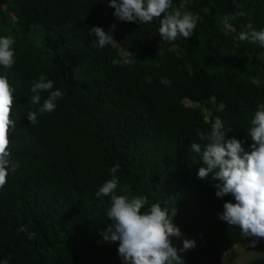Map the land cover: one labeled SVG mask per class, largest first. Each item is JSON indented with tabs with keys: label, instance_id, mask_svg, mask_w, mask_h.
<instances>
[{
	"label": "trees",
	"instance_id": "trees-1",
	"mask_svg": "<svg viewBox=\"0 0 264 264\" xmlns=\"http://www.w3.org/2000/svg\"><path fill=\"white\" fill-rule=\"evenodd\" d=\"M109 2L0 0V36L15 37L16 63L7 72L16 97L9 151L19 164L0 189V261L123 264L119 241L103 238L110 197L95 195L119 164L116 194L127 186L147 198L145 210L159 203L176 212L182 237L174 245L195 241L180 253L185 264H237L235 247L254 258L245 264H264V239L249 247L252 238L219 219L234 198L215 195L211 174L197 177L206 166L191 151V143H205L196 130L210 131L216 117L232 130L226 140L250 151L251 120L264 103V46L238 36L249 23L264 29V0H173L201 18L190 39L174 42L160 38L159 19L119 21ZM92 27L111 31L116 44L94 46ZM41 74L65 95L31 125L27 113L40 105L29 102L30 88ZM40 95L42 104L49 93ZM21 225L27 232L18 233Z\"/></svg>",
	"mask_w": 264,
	"mask_h": 264
},
{
	"label": "clouds",
	"instance_id": "clouds-1",
	"mask_svg": "<svg viewBox=\"0 0 264 264\" xmlns=\"http://www.w3.org/2000/svg\"><path fill=\"white\" fill-rule=\"evenodd\" d=\"M108 7L114 9L113 15L123 22H141L150 24L159 19V36L163 41L174 42L178 37L190 39L198 21V14L185 10V4L173 6V0H110ZM113 28L115 25L112 26ZM248 31H241L240 41H251L264 46V29L255 30L252 24H247ZM94 34L96 40L93 45L103 49L114 45V37L101 27H92L89 35ZM15 37L0 36V189L4 188L10 172H15L19 164L10 159V133L16 127L12 119V109L16 99L15 89L9 81L7 72L14 64L15 51L13 45ZM130 56H132L129 53ZM126 59L123 64H131ZM114 66H120L121 61L114 59ZM146 82L151 84L150 77ZM160 83L168 86L171 81L161 78ZM54 81L41 74L33 82L30 103L40 105L37 110H29L27 119L31 125L38 123L37 114L53 112L65 93L60 89L53 90ZM49 95L41 104V93ZM221 118L216 117L211 123L210 131L196 130L200 141L205 143H191V151L200 154L206 167L199 168L197 177L200 180L209 178L218 181L214 184L215 195L218 198L231 195L233 202L223 204V212L219 219L230 226H238L243 237L252 238L249 247H255L256 242L264 239V103L257 107L251 120L248 136L250 137V151H245L242 142L235 138L227 139V132ZM119 164L109 169L111 179L107 180L95 193L97 198L110 197V206L106 215L110 226L103 235L105 241H119L118 254L123 264H185L180 253L195 247V241L183 239V247L177 248L173 238H181L180 228L173 223L176 215L174 210L154 203L145 210L148 200L141 195H132L127 186L121 188L123 194H116L120 181L117 177ZM27 232L21 225L17 230ZM36 233H28V238H35ZM0 264H8L7 260Z\"/></svg>",
	"mask_w": 264,
	"mask_h": 264
},
{
	"label": "rangeland",
	"instance_id": "rangeland-1",
	"mask_svg": "<svg viewBox=\"0 0 264 264\" xmlns=\"http://www.w3.org/2000/svg\"><path fill=\"white\" fill-rule=\"evenodd\" d=\"M184 103H186L187 105H189L190 107H193V108L194 107H198L197 103L191 102L189 100H185ZM196 245H197V247L199 249H201L204 246V242L200 241ZM234 250H235L234 258H235V261H236L237 264H245V263L251 261L252 259H254L251 255H247L246 253H244V251H243V249L241 247H235ZM229 253L230 252L223 253L222 262H225L227 260V258L229 257V255H228ZM252 253L254 255H257L258 251L255 250Z\"/></svg>",
	"mask_w": 264,
	"mask_h": 264
}]
</instances>
